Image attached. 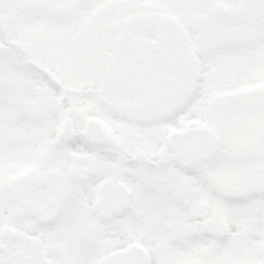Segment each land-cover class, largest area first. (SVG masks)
Masks as SVG:
<instances>
[{
    "label": "snow or ice",
    "instance_id": "1",
    "mask_svg": "<svg viewBox=\"0 0 264 264\" xmlns=\"http://www.w3.org/2000/svg\"><path fill=\"white\" fill-rule=\"evenodd\" d=\"M0 264H264V0H0Z\"/></svg>",
    "mask_w": 264,
    "mask_h": 264
},
{
    "label": "flooded vegetation",
    "instance_id": "2",
    "mask_svg": "<svg viewBox=\"0 0 264 264\" xmlns=\"http://www.w3.org/2000/svg\"><path fill=\"white\" fill-rule=\"evenodd\" d=\"M9 230L10 231H15V228L14 227H10Z\"/></svg>",
    "mask_w": 264,
    "mask_h": 264
}]
</instances>
